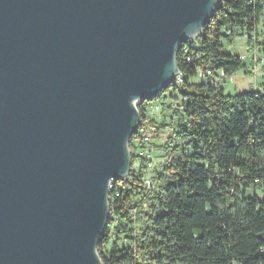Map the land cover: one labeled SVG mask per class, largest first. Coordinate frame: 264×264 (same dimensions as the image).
<instances>
[{"label": "water", "instance_id": "water-1", "mask_svg": "<svg viewBox=\"0 0 264 264\" xmlns=\"http://www.w3.org/2000/svg\"><path fill=\"white\" fill-rule=\"evenodd\" d=\"M218 0H0V264H102L134 103L178 75Z\"/></svg>", "mask_w": 264, "mask_h": 264}, {"label": "trees", "instance_id": "trees-1", "mask_svg": "<svg viewBox=\"0 0 264 264\" xmlns=\"http://www.w3.org/2000/svg\"><path fill=\"white\" fill-rule=\"evenodd\" d=\"M260 25L264 0H218L201 35L179 45L181 81L138 108L142 130L144 104L157 102L162 112L180 104L172 114L175 128L157 127L156 139L166 138L153 147L165 167L152 192L132 169L114 184L107 230L97 243L102 264H264V197L256 194L264 191V82L230 96L224 83L199 81L196 73L222 72L225 82L245 70L254 78L245 59L224 51L223 41L246 37L256 55ZM257 62L264 79V64ZM136 137L129 144L131 165Z\"/></svg>", "mask_w": 264, "mask_h": 264}, {"label": "built area", "instance_id": "built-area-1", "mask_svg": "<svg viewBox=\"0 0 264 264\" xmlns=\"http://www.w3.org/2000/svg\"><path fill=\"white\" fill-rule=\"evenodd\" d=\"M252 64L251 71L255 74L258 67L256 55L254 54L249 58ZM197 78L199 81H208L212 85L224 83V74L220 72L218 75L212 71L197 70ZM255 79V75H254ZM171 111L162 112V108L157 102H149V105H143L145 110L146 125L143 127L142 135L136 137L134 141L135 145V172L140 174L142 177L143 188L148 191H154V184H158L159 177L162 175L163 168L165 167L166 161L159 160L155 162L154 153L155 149L153 144L156 142L157 127H162L167 133H170L175 128L177 123V117L172 115L175 111H180L181 107L178 102H172L170 104ZM172 115V117H171ZM118 197V194H117ZM132 215L135 213L133 211Z\"/></svg>", "mask_w": 264, "mask_h": 264}, {"label": "rangeland", "instance_id": "rangeland-1", "mask_svg": "<svg viewBox=\"0 0 264 264\" xmlns=\"http://www.w3.org/2000/svg\"><path fill=\"white\" fill-rule=\"evenodd\" d=\"M257 41L259 42L256 47H257V52L258 50L260 52L256 53V58L260 59L261 64H264V48L263 45H261L262 43H264V28H262V26L260 25L257 28ZM223 49L225 52L233 55V56H239L243 59H245V64H246V69H251L252 68V64L250 62L251 57H253L254 53L253 51L249 50L248 44H247V39L246 37H234L231 40V44H227L226 41H223ZM261 65H258L256 71H255V80L252 76L250 75H246L245 70L239 71L237 73H235L233 75L232 78L225 80L224 84L222 85V88L225 91L226 95H230V96H235L239 93H243V92H248L250 91L253 86H261L263 83V73L261 71ZM166 138V135H160L159 137H157V142L155 144L159 145L161 143L164 142ZM156 141V140H155ZM161 155L160 151L155 150L154 153V159L155 162L159 161V156ZM131 169L133 171H135V164L133 163L131 165ZM257 196L260 198L264 197V191H258L256 192ZM262 238L264 239V235H262Z\"/></svg>", "mask_w": 264, "mask_h": 264}, {"label": "bare ground", "instance_id": "bare-ground-1", "mask_svg": "<svg viewBox=\"0 0 264 264\" xmlns=\"http://www.w3.org/2000/svg\"><path fill=\"white\" fill-rule=\"evenodd\" d=\"M175 81V83L177 82V83H179L180 81H181V78H180V75H179V73H178V75L176 76V78L173 80V82ZM172 82V83H173ZM144 101H136L135 103H134V105H135V107H136V109H137V111L139 112V110H138V108H139V106H140V104L141 103H143ZM144 105H149V104H144ZM143 109V108H142ZM139 127H140V123H139V126H138V128H137V130H136V132L134 133V135H136L137 133H139V136L140 135H142V132H143V128H142V130H140L139 129ZM133 135V136H134ZM132 136V137H133ZM131 140V139H130ZM129 144H130V142H129ZM130 170H131V167H130ZM117 181H110V183H109V185H108V205H109V197H110V194H111V192H112V190H113V187H114V184L116 183ZM121 182V181H120ZM109 213H110V208H109Z\"/></svg>", "mask_w": 264, "mask_h": 264}, {"label": "crops", "instance_id": "crops-1", "mask_svg": "<svg viewBox=\"0 0 264 264\" xmlns=\"http://www.w3.org/2000/svg\"><path fill=\"white\" fill-rule=\"evenodd\" d=\"M259 58V57H258ZM260 60V59H259ZM253 76V75H252ZM263 82H264V79H263Z\"/></svg>", "mask_w": 264, "mask_h": 264}]
</instances>
